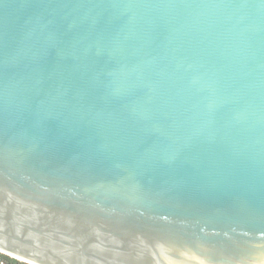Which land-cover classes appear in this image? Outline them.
Masks as SVG:
<instances>
[{
    "label": "water",
    "instance_id": "water-1",
    "mask_svg": "<svg viewBox=\"0 0 264 264\" xmlns=\"http://www.w3.org/2000/svg\"><path fill=\"white\" fill-rule=\"evenodd\" d=\"M0 252L264 264V0H0Z\"/></svg>",
    "mask_w": 264,
    "mask_h": 264
},
{
    "label": "built area",
    "instance_id": "built-area-1",
    "mask_svg": "<svg viewBox=\"0 0 264 264\" xmlns=\"http://www.w3.org/2000/svg\"><path fill=\"white\" fill-rule=\"evenodd\" d=\"M0 264H28L0 252Z\"/></svg>",
    "mask_w": 264,
    "mask_h": 264
}]
</instances>
